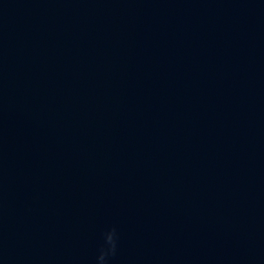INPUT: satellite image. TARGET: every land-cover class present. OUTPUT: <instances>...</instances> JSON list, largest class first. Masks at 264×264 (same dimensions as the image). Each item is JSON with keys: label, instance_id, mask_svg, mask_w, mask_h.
Returning a JSON list of instances; mask_svg holds the SVG:
<instances>
[{"label": "water", "instance_id": "1", "mask_svg": "<svg viewBox=\"0 0 264 264\" xmlns=\"http://www.w3.org/2000/svg\"><path fill=\"white\" fill-rule=\"evenodd\" d=\"M0 264H264V0H0Z\"/></svg>", "mask_w": 264, "mask_h": 264}, {"label": "clouds", "instance_id": "2", "mask_svg": "<svg viewBox=\"0 0 264 264\" xmlns=\"http://www.w3.org/2000/svg\"><path fill=\"white\" fill-rule=\"evenodd\" d=\"M114 234H115V229H113L112 232H110L106 237V242L111 246L109 251H111L113 253L115 250ZM107 254H108V252L102 251L101 256H100V260L103 261Z\"/></svg>", "mask_w": 264, "mask_h": 264}]
</instances>
